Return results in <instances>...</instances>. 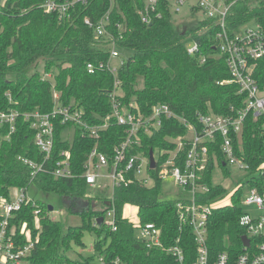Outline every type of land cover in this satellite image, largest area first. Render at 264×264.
Segmentation results:
<instances>
[{
  "label": "trees",
  "instance_id": "16d2710c",
  "mask_svg": "<svg viewBox=\"0 0 264 264\" xmlns=\"http://www.w3.org/2000/svg\"><path fill=\"white\" fill-rule=\"evenodd\" d=\"M44 0H5L0 7V112L11 108L21 111L39 109L51 111L54 106L53 92L60 93V102L68 105L75 102L85 111V117L93 124L111 113L109 94L114 87V75L108 70L89 73L88 62L107 61L109 51L93 45L95 34L84 21L100 19L111 7V0H88L77 4L70 11V18L60 20L58 14L47 13L42 8ZM232 1V0H231ZM228 24L239 28L250 22H258L264 29V0H234ZM146 6V0H117L111 13V29L118 34L116 23L126 25L123 38L119 40L125 49L124 64L119 68L122 105L135 104L136 110L148 115L158 103H167L179 117L191 124H198V113L215 112L228 114L245 106L247 94L239 92L236 83H219L231 78L226 60L219 52L216 33L217 24L205 17L192 35L198 41L200 50L195 55L187 52L181 33L173 24L171 0H158L157 12L151 23H144L139 14ZM199 8L192 6L193 11ZM160 13V16H157ZM205 61L202 62V59ZM43 62L44 71L39 70ZM56 70V72H55ZM49 73L52 77L44 78ZM254 78L264 87V56L256 61ZM143 87L139 88V78ZM10 94V96L7 95ZM8 125L0 127V199L10 197V189L24 187L28 190L35 184L44 192H54L61 197L82 199L89 206L71 210L82 216L79 226H64L49 214V206L39 200L36 205L30 201L16 214L14 222L29 223L33 238L39 233V242L24 264H99L93 256L73 259L68 252L73 244L84 247L86 231L95 234L94 253L96 258L104 256L108 264L119 257L120 264H175L174 258L161 248H148L137 238L131 221L124 217L126 204L138 206V217L142 223L154 222L162 231L166 245L172 244L178 236L182 238L188 262L195 256L193 230L185 227L180 231L176 211V199L161 196L163 181L157 170H151L155 177L153 185L134 183L116 187L111 197L101 196L102 207L97 208L98 198L88 197L92 188L82 173L84 162L92 149L97 148L112 160L113 146L125 137V128L112 122L96 140L83 137L77 130L73 144L63 135L64 126L57 125L55 144L50 161L45 166L53 168L60 151L71 148V164L75 174L72 178H55L51 173L39 171L32 180V167L24 162L30 159L42 163L44 157L35 144V130L20 118L17 129L10 139H4ZM187 133L185 124L177 118L164 119L162 126L152 135L143 137L142 149L147 155L151 149L157 154L163 148H173L170 138ZM236 154L256 169L264 162V143L260 123L250 114L245 121L240 138L235 141ZM218 150V149H216ZM219 162L224 176H231L230 169ZM159 161L162 158L158 156ZM250 176L245 182L255 185ZM205 180L211 186L207 198L227 192L222 184L214 182V162L210 160ZM264 184V176L260 177ZM243 190L233 196V205L217 208L209 220L208 245L212 255L227 251L236 256L242 252V236L247 231L240 225L243 214L241 197ZM93 202L96 204L93 206ZM35 208L40 212V230L34 228ZM115 209L117 229L99 225L108 209ZM21 243H25L22 236Z\"/></svg>",
  "mask_w": 264,
  "mask_h": 264
},
{
  "label": "built area",
  "instance_id": "2783aa9c",
  "mask_svg": "<svg viewBox=\"0 0 264 264\" xmlns=\"http://www.w3.org/2000/svg\"><path fill=\"white\" fill-rule=\"evenodd\" d=\"M111 0V7L98 20L90 17L84 19L85 23L94 29V46L103 47L109 51L110 58L107 61L88 62L87 70L95 73L99 70H108L114 77V87L109 94L112 111L105 115L101 122L93 124L85 117V111L75 102L64 105L60 102V93L53 92L54 108L49 112L39 109L21 111L11 108L0 112V127L9 126L4 139H10L12 133L17 129V123L23 118L29 126L35 130V144L44 157L42 163L30 159L24 162L32 167V180L40 171L51 173L55 178H72L75 176L71 164V148L77 130L83 137H91L96 140L101 138V133L107 130L112 122L125 128V137L113 146L112 160L109 156L95 146L87 155L84 162L82 177L92 188H96L98 180L102 177L109 178L112 193L116 187L129 186L139 183L143 186L154 184L155 177L151 170H157V176L165 181L172 179L181 188L177 198L176 211L180 231L185 227L193 230L195 241V256L188 262L182 238L178 236L175 241L166 245L161 228L154 222L142 223L132 219L131 212L125 215L132 222L136 236L142 240L148 248H161L170 254L175 264H264V184L260 177L264 176V162L256 169L245 162L236 154L235 141L241 136L246 118L252 114L253 118L260 123L261 135L264 143V87H261L253 76L256 61L264 56V29L258 22L245 24L239 28H231L228 24V16L234 0H197V6L202 9L206 17L213 19L218 26L216 37L219 52L224 56L231 78L219 83H236L239 92L247 94L245 106L228 114H217L215 112L198 113V124L189 123L178 114L167 103H158L152 107L150 114L146 115L136 110L135 104L122 105L119 97L122 96L121 81L118 77L119 68L124 64L125 49L119 43L123 38L126 25L116 23L118 34L111 29V13L115 2ZM188 0H171V9L179 12ZM88 0H44L42 8L47 13H56L60 20L70 18V11L77 4H87ZM158 0H146V6L139 11L144 23H151L153 14L157 12ZM5 0H0V7ZM160 16V13H157ZM198 41L187 46V52L195 55L199 52ZM118 61L115 62L114 60ZM205 58L202 59V62ZM52 77L45 73L44 78ZM10 96L9 93H7ZM177 118L187 127V133L170 138L175 144L173 148H163L157 154L154 151L156 167L150 166L149 155L141 148L144 136H152L163 124L164 119ZM57 125L64 126L63 135L70 142L67 149L59 153L54 161L53 168L45 166L50 161L55 144V131ZM2 138H0L1 140ZM218 149V150H216ZM219 152L223 155L224 164L230 169L231 176L225 179L231 180L232 170L243 173L241 178H235L227 184H222L227 192L218 194L215 198H207L211 186L205 180L210 160L214 162V174L216 169L221 173L223 170L219 162ZM158 156L162 158L160 162ZM105 168L107 173L101 174ZM232 169V170H231ZM224 174V173H223ZM222 174V175H223ZM250 176H257L255 185L250 186L245 181ZM243 190L241 205L243 214L239 219L240 225L247 231L243 236L249 239L246 245L242 236V252L236 256L227 251H220L212 255L208 245L209 220L217 208L232 206L233 196L238 190ZM92 197V194H87ZM36 201L27 196V189L16 187L14 195L9 198L0 199V264H24L27 257L39 242V233L33 238V229L27 221L17 224L14 222L16 214L23 205ZM138 215V206H132ZM126 206V205H125ZM125 208V207H124ZM137 208V210H136ZM40 212L35 208L34 228L40 230ZM103 224L112 230L117 229L115 209L109 208L104 216ZM22 236L25 243H21ZM99 264H108L104 256H98ZM117 257L113 264H120Z\"/></svg>",
  "mask_w": 264,
  "mask_h": 264
},
{
  "label": "rangeland",
  "instance_id": "374dc122",
  "mask_svg": "<svg viewBox=\"0 0 264 264\" xmlns=\"http://www.w3.org/2000/svg\"><path fill=\"white\" fill-rule=\"evenodd\" d=\"M197 4V0H188L186 4L181 8L179 12H175L172 8V16H173V24L174 26L181 32H187L183 41L188 46L195 42V39L192 35V32L195 30L201 31L200 22L205 19L206 14L202 9H198L197 11L192 10V6ZM250 22L248 24H252ZM115 62L118 60L115 59ZM44 64L40 62L39 70L44 71ZM56 72V70H55ZM139 88L143 87V78H139V84L137 85ZM232 170V169H231ZM233 176L230 181L235 180V178H241L243 176L242 172H239L235 169L232 170ZM107 173V170L103 168L101 170V174ZM221 173L219 169H216L214 174V180L216 182H221L224 184L229 183L230 181L224 178V174ZM163 187L161 196L165 199H175L180 194L181 188L175 184L172 179H166L163 181ZM98 186L92 189V195L98 198L97 208L102 207V202L100 201L101 196L111 197L112 196V188L109 178L102 177L98 180ZM16 187H12L10 189V194L14 195ZM87 194H91L89 190ZM27 196L34 200H39L44 202L47 206H53V210H49V214L51 218L54 220L61 221L64 226H79L82 224V216L76 213L74 210H71V207L67 201L68 197H61L57 193L54 192H44L40 188H38L35 184L30 185L27 190ZM71 205L74 207L75 203L71 202ZM75 209V208H74ZM78 209V208H77ZM124 213L126 216L129 214V207H125ZM129 217V216H128ZM133 219V218H132ZM129 220L130 217H129ZM96 236L93 233L86 231L83 236L84 247L73 244V249L68 252V255L73 259H82L86 257L93 256L95 259L94 253V240Z\"/></svg>",
  "mask_w": 264,
  "mask_h": 264
},
{
  "label": "water",
  "instance_id": "95a60500",
  "mask_svg": "<svg viewBox=\"0 0 264 264\" xmlns=\"http://www.w3.org/2000/svg\"><path fill=\"white\" fill-rule=\"evenodd\" d=\"M150 166L151 168H155L156 167V160H155V157H154V150L151 149L150 150ZM68 201V199H67ZM84 201V200H83ZM69 203V201H68ZM95 203L93 202V206L95 207ZM84 206H89V202L88 201H84ZM49 210H53V206H49ZM103 221H104V217H101L99 218L98 222H99V225H102L103 224ZM243 241L246 245L249 244V239L246 237V236H243Z\"/></svg>",
  "mask_w": 264,
  "mask_h": 264
},
{
  "label": "crops",
  "instance_id": "0c3cea01",
  "mask_svg": "<svg viewBox=\"0 0 264 264\" xmlns=\"http://www.w3.org/2000/svg\"><path fill=\"white\" fill-rule=\"evenodd\" d=\"M75 199H71V198H68V201H69V205L70 206H72L71 205V202H74L75 203V201H74ZM126 206L127 207H129V213L131 212V217L133 218V219H137V217H138V215L135 213V209L133 208V207H131V205H129V204H126ZM125 206V207H126ZM133 206V205H132ZM135 206V205H134ZM75 208V210L77 209V207H74ZM79 209V208H78ZM125 209V208H124ZM136 210H137V208H136Z\"/></svg>",
  "mask_w": 264,
  "mask_h": 264
},
{
  "label": "flooded vegetation",
  "instance_id": "af4514ba",
  "mask_svg": "<svg viewBox=\"0 0 264 264\" xmlns=\"http://www.w3.org/2000/svg\"><path fill=\"white\" fill-rule=\"evenodd\" d=\"M74 201H75V206L77 208H82L84 206V201L82 199H77V200L75 199Z\"/></svg>",
  "mask_w": 264,
  "mask_h": 264
}]
</instances>
